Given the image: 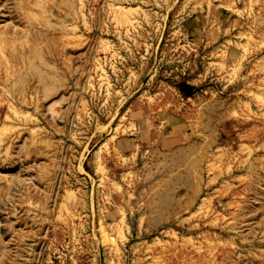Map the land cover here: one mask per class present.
Listing matches in <instances>:
<instances>
[{"label": "rangeland", "instance_id": "obj_1", "mask_svg": "<svg viewBox=\"0 0 264 264\" xmlns=\"http://www.w3.org/2000/svg\"><path fill=\"white\" fill-rule=\"evenodd\" d=\"M0 264H264V0H0Z\"/></svg>", "mask_w": 264, "mask_h": 264}]
</instances>
